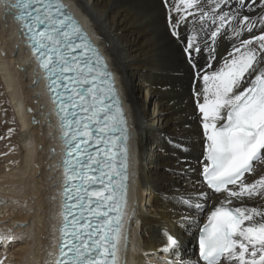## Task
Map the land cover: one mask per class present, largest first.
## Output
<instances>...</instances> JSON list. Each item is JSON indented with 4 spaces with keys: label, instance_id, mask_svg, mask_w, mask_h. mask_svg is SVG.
Here are the masks:
<instances>
[{
    "label": "snow or ice",
    "instance_id": "6c2138e0",
    "mask_svg": "<svg viewBox=\"0 0 264 264\" xmlns=\"http://www.w3.org/2000/svg\"><path fill=\"white\" fill-rule=\"evenodd\" d=\"M161 4L169 35L181 45L192 74V96L205 141L198 163L208 191L197 183L191 193L187 188L184 193L174 190L189 210L180 223H196L195 214L204 213L216 195V203L207 209L208 223L199 229L194 264H264V0ZM7 7L15 9L60 116L64 202L55 264H128L119 251L129 215L130 136L113 73L61 0H12ZM189 16L203 22L202 35L181 34ZM229 33L231 50L219 64L216 45ZM167 143L184 150L176 138ZM182 164L187 161L177 158L172 172L187 183V173L196 169ZM257 199L261 203L247 206L246 201ZM236 201L240 206H233ZM162 243L160 251L171 256L162 264H185L178 237L165 229Z\"/></svg>",
    "mask_w": 264,
    "mask_h": 264
},
{
    "label": "bare ground",
    "instance_id": "6f19581e",
    "mask_svg": "<svg viewBox=\"0 0 264 264\" xmlns=\"http://www.w3.org/2000/svg\"><path fill=\"white\" fill-rule=\"evenodd\" d=\"M62 2L91 41L102 49L118 83L123 109L131 118L126 209L129 215L122 229L119 256L122 258L125 251L128 264H141L144 254L148 260L158 255L161 259L158 264L166 256L171 259L169 254L160 251L164 246L162 233L167 229L182 242L181 256L185 264H194L196 233L207 220V209L216 203V195L212 194L207 201L204 213L195 214L196 223H180L181 215H187L189 210L179 203L174 190L184 193L187 188L191 193L192 184L197 183L208 191L200 180L198 163L203 161L205 141L201 114L192 96V74L181 45L169 35L161 0ZM6 9L0 1V180H9L0 182V193L28 196L33 204L28 211L33 232L15 264H53L58 242L55 232L59 224L57 201L61 175L56 161L59 150L52 110L29 47L18 32L19 23H14L13 12L5 13ZM191 11L198 15L195 10ZM202 23L189 16L181 24V34L196 36ZM244 37L248 38L249 34L244 33ZM229 39L230 33L216 45L219 64H222L219 58L231 50ZM169 138L178 139L184 150L169 145ZM177 158L196 169L187 173V183L173 175ZM22 181H28V186L24 182L17 185ZM259 203V199L246 201L248 207ZM233 206H240V202L236 201ZM147 207H150L149 215L145 212ZM22 215L16 217L21 221L29 217Z\"/></svg>",
    "mask_w": 264,
    "mask_h": 264
},
{
    "label": "rangeland",
    "instance_id": "374dc122",
    "mask_svg": "<svg viewBox=\"0 0 264 264\" xmlns=\"http://www.w3.org/2000/svg\"><path fill=\"white\" fill-rule=\"evenodd\" d=\"M197 28L198 26L196 27V29ZM138 110H140L139 107H138ZM199 151L201 152L202 150L200 149ZM8 181H9L8 178L7 179L5 178L4 180H0L1 183H8ZM23 182L24 181L18 184L16 183V184L20 185ZM27 182L28 181H25L23 184L28 186L29 183ZM10 184L12 185L13 183H10ZM3 194H6V193H3ZM3 194L1 191L0 193V238H7V239H0V261H2L3 264H15L19 260L18 254L22 252L23 250L22 247L25 249L27 246L26 244L28 243L27 241L28 236H30V233L32 234L33 232V229L31 228L32 226L31 217H30L31 215L28 212L32 210L33 204L30 201V198H28V196L11 197L10 195H7V194L4 196ZM147 196L148 194H145V198H147ZM22 201L25 202V205L23 204ZM28 203L30 204V207ZM145 203H148V201ZM147 208L148 210L145 212L146 214L149 215L150 207H147ZM17 214H21V215L23 214L22 216H26L28 214L29 217L26 216L28 219L26 221L24 220L21 221L19 217H16ZM15 218H17L16 222H15ZM146 256L147 255L144 254V258L141 264H158V262L161 261L158 255H156L152 260H148Z\"/></svg>",
    "mask_w": 264,
    "mask_h": 264
}]
</instances>
